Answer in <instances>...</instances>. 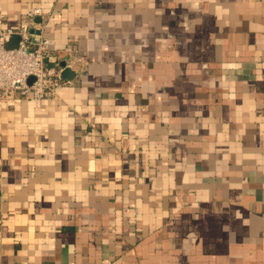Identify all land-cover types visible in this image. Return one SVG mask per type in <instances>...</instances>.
Masks as SVG:
<instances>
[{
  "label": "crops",
  "instance_id": "obj_1",
  "mask_svg": "<svg viewBox=\"0 0 264 264\" xmlns=\"http://www.w3.org/2000/svg\"><path fill=\"white\" fill-rule=\"evenodd\" d=\"M38 8L72 78L0 98V264H264V0H0L2 24Z\"/></svg>",
  "mask_w": 264,
  "mask_h": 264
},
{
  "label": "built area",
  "instance_id": "obj_2",
  "mask_svg": "<svg viewBox=\"0 0 264 264\" xmlns=\"http://www.w3.org/2000/svg\"><path fill=\"white\" fill-rule=\"evenodd\" d=\"M38 16H43L41 9L28 11L17 29L4 27L0 16V98L19 93L40 101L53 97L65 83L61 76L63 68L55 60L58 51L52 49L50 41L34 24ZM14 35H19L20 40L16 47L9 48ZM31 77L34 79L30 83Z\"/></svg>",
  "mask_w": 264,
  "mask_h": 264
},
{
  "label": "water",
  "instance_id": "obj_3",
  "mask_svg": "<svg viewBox=\"0 0 264 264\" xmlns=\"http://www.w3.org/2000/svg\"><path fill=\"white\" fill-rule=\"evenodd\" d=\"M37 21H41V18L39 17V18H37ZM33 31V30H32ZM36 33H39V30H36L35 31ZM19 40H20V36L19 35H14L13 37H12V39L10 40V42L8 43V47L9 48H12V47H16L17 46V44H18V42H19ZM63 67H64V70L62 71V74H61V76H62V78L63 79H71L72 78V72H71V69L69 68V67H66L65 66V63H63ZM33 77H31L30 79H29V82L31 83L32 81H33Z\"/></svg>",
  "mask_w": 264,
  "mask_h": 264
}]
</instances>
